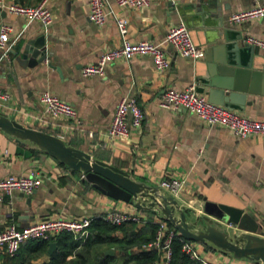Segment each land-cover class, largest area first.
<instances>
[{
  "label": "crops",
  "instance_id": "obj_1",
  "mask_svg": "<svg viewBox=\"0 0 264 264\" xmlns=\"http://www.w3.org/2000/svg\"><path fill=\"white\" fill-rule=\"evenodd\" d=\"M9 1L36 5L41 0ZM263 2L150 0L148 5L134 8L106 0L110 11L107 21L96 24L88 18V0H50L53 20L46 28L38 20L28 21L0 9V27H11L7 57H1L0 50V86L9 94L0 103V114L55 134L67 144L129 172L151 189L157 187L156 195L176 199L177 208L187 213L228 219L220 205L241 209L238 223L223 226L231 232L252 231L264 236V138L258 134L238 137L229 128L206 123L185 108L159 105L165 89L193 87L214 103L227 107L218 99L228 100L234 106L231 110L264 119V76L242 100L231 101L226 95V91L241 92L228 88L208 90L204 84L207 64L212 63L207 56L218 58L222 52L230 62L237 56L241 64L247 63L249 57L253 62L264 58V49L245 42L247 35L264 38V17L240 23L229 20L233 11ZM122 17L127 20L129 40L161 43L170 62L168 68L159 73L151 55L139 54L109 63L102 76L83 75L84 65L94 63L103 52L122 43L117 25V19ZM179 23L188 26L193 40L204 51L203 57H183L164 41L168 28ZM36 42L43 43L38 59L41 55L45 58L31 61V52L23 58L24 46L29 43L36 48ZM221 44L226 47L218 48ZM213 46L217 49L209 53ZM44 90L71 103L81 123L43 114L39 95ZM124 96L134 97L144 118L127 137L109 140L106 129L117 102ZM63 164L35 143L0 129V177L35 175L41 179L31 193L14 190L0 199V228L11 223L23 228L52 217L93 219L109 209L138 213L148 217L149 222L166 218L155 207L139 209L132 202L101 192L82 177L81 170ZM171 177L185 180L176 195L160 186L161 180ZM58 237L59 234L41 244L40 239L25 240L14 255L0 247V264H48L59 248ZM196 246L204 261L211 264H264L261 260L236 258L210 242L196 241ZM111 249L113 254L115 250ZM71 257L68 254L66 259ZM120 260L117 258V263ZM157 261H163L162 253Z\"/></svg>",
  "mask_w": 264,
  "mask_h": 264
},
{
  "label": "built area",
  "instance_id": "obj_2",
  "mask_svg": "<svg viewBox=\"0 0 264 264\" xmlns=\"http://www.w3.org/2000/svg\"><path fill=\"white\" fill-rule=\"evenodd\" d=\"M41 0L36 5H25L9 0H0V9L9 11L16 15L27 18L28 21L38 20L43 27H47L53 20L52 12L48 2ZM119 6L141 8L149 4L150 0H115ZM88 18L96 24H103L107 21L109 10L106 8V0H88ZM264 17V2L252 7L233 11L229 20L233 23L246 22L252 19ZM117 25L123 41L119 46L103 52L94 63L84 65L81 69L83 75L102 76L106 66L119 59H131L134 55L149 54L152 56L155 69L161 73L169 66V59L163 50L161 43L150 40L131 41L127 37L128 25L125 18H118ZM11 27L3 24L0 27V50L1 57H7L9 50V31ZM164 41L174 47V50L183 57L199 59L203 57V49L197 45L184 23L172 25L168 28ZM245 42L264 49V38L254 35H247ZM9 94L0 86V103L6 101ZM42 105V113L52 117H67L80 124L77 111L74 106L59 98L48 90L39 95ZM159 105L170 109L185 108L197 114L206 123L222 125L238 137H246L252 134L261 135L264 138V119H256L245 116L223 105L208 100L204 95L199 94L193 87L176 89L169 87L165 89L159 100ZM144 118L143 109L137 104L134 97L124 96L116 104L109 126L106 129V137L109 140L125 138L129 135L132 127H138ZM84 175H82L83 177ZM41 182L40 177L35 175H7L0 177V199L4 195L19 190L24 193H31ZM185 180L175 177L163 179L160 186L171 190L175 195L184 187ZM102 217L111 223L120 224L127 221L146 222V217L127 213L124 211L109 209ZM142 219V220H141ZM168 219L159 217L155 219L158 225L155 237L144 245L145 248H157L163 254V261L155 264H169L171 258L172 240L179 236L182 239V250L190 257L199 259L205 264L197 250L196 241L185 239L174 228L170 227ZM92 221L90 217L67 218L52 217L42 219L23 228H18L14 223L0 228V247H4L9 255H14L21 244L28 239H50L61 232L67 231L77 239H84L89 233V226ZM232 226V223H229Z\"/></svg>",
  "mask_w": 264,
  "mask_h": 264
},
{
  "label": "water",
  "instance_id": "obj_3",
  "mask_svg": "<svg viewBox=\"0 0 264 264\" xmlns=\"http://www.w3.org/2000/svg\"><path fill=\"white\" fill-rule=\"evenodd\" d=\"M35 45L36 48L29 43L25 45L22 57L26 58L27 54L31 52V61L35 62V60L45 58V55H41L42 57L38 59L43 43L36 42ZM249 45L252 46V44ZM223 47H226L225 44L218 45V48ZM216 49V46H213L208 52L211 53ZM207 58L212 63L207 64L204 84L208 86V90L210 88H228L241 92L233 94L226 91V95L231 101H233V98L242 100L244 95L252 90L254 83L264 76V58L253 62L252 57H249L245 64H241L237 56H233L232 62L228 61L222 52L218 58L210 59L208 56ZM195 91L199 92L196 89ZM218 100V102L226 104L229 109L234 108L231 105L232 103H228V100ZM0 129L18 139H27L35 143L40 149L57 158L69 168L81 170L83 177L90 181L94 187L115 199L128 202L136 201V206L143 208L148 207L146 203L149 206L159 204V210L165 214L166 219L185 239L203 243L210 242L224 251L231 252L236 258L246 257L264 262V236L252 231L231 232L227 228L229 223L235 225L239 222L242 214L241 209L220 205L222 213L229 216L228 219L223 218L222 215L209 217L208 215L200 216L196 213H187L185 210L178 209L176 199L170 201L167 197L161 196V202H158L155 194L157 187L151 189L150 185L134 179L129 172L109 162L95 158L87 151L67 144L55 134L25 126L4 114H0ZM176 209L179 210L178 215L175 213ZM223 224L228 226L224 227ZM53 246L54 243H51L50 247ZM112 252L113 249L111 248L105 251L106 254Z\"/></svg>",
  "mask_w": 264,
  "mask_h": 264
},
{
  "label": "trees",
  "instance_id": "obj_4",
  "mask_svg": "<svg viewBox=\"0 0 264 264\" xmlns=\"http://www.w3.org/2000/svg\"><path fill=\"white\" fill-rule=\"evenodd\" d=\"M167 222L173 227L169 220ZM157 227L155 222L149 221L143 225L130 221L115 224L102 216L93 218L84 239H77L67 231L59 234V248L48 264H155L160 251L155 247L145 248L144 245L155 237ZM38 239L42 240L40 244L47 241ZM111 247L115 252L106 254L105 251ZM68 254H72L70 259H66ZM119 257L121 260L117 263ZM169 264L205 263L185 253L182 239L177 236L172 240Z\"/></svg>",
  "mask_w": 264,
  "mask_h": 264
},
{
  "label": "rangeland",
  "instance_id": "obj_5",
  "mask_svg": "<svg viewBox=\"0 0 264 264\" xmlns=\"http://www.w3.org/2000/svg\"><path fill=\"white\" fill-rule=\"evenodd\" d=\"M156 199H157V201L158 202H161V196H159V195H156ZM133 203V205H135L136 206V201H134V202H132ZM146 205L147 206H149L147 203H146ZM159 204H156L155 206H152V207H155L156 208V210H159V207L160 206H158ZM141 208H143V207H139V209H141ZM136 215H139L138 213H135ZM140 216V215H139ZM146 219H147V221H149V218L148 217H146ZM142 220V219H141ZM146 221V222H147ZM129 222V221H128ZM130 222H136V221H130ZM140 222H142V221H140ZM144 223V222H143Z\"/></svg>",
  "mask_w": 264,
  "mask_h": 264
}]
</instances>
